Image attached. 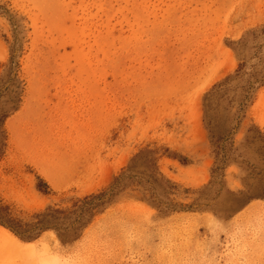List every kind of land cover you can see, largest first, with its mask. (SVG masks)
<instances>
[{"label":"rangeland","instance_id":"1","mask_svg":"<svg viewBox=\"0 0 264 264\" xmlns=\"http://www.w3.org/2000/svg\"><path fill=\"white\" fill-rule=\"evenodd\" d=\"M0 207V264H264V0H0Z\"/></svg>","mask_w":264,"mask_h":264},{"label":"trees","instance_id":"2","mask_svg":"<svg viewBox=\"0 0 264 264\" xmlns=\"http://www.w3.org/2000/svg\"><path fill=\"white\" fill-rule=\"evenodd\" d=\"M0 223L7 225V227L11 228L19 234H32V232L34 233L36 232V230L42 229V223L39 222L34 223L29 229L23 228V226L18 221H15L14 219L9 217L7 211L2 207H0Z\"/></svg>","mask_w":264,"mask_h":264},{"label":"bare ground","instance_id":"3","mask_svg":"<svg viewBox=\"0 0 264 264\" xmlns=\"http://www.w3.org/2000/svg\"><path fill=\"white\" fill-rule=\"evenodd\" d=\"M0 232H2V233H6V234H8V235L11 234L8 230H4V229H2V228H0ZM12 239H15V240L18 242V240H17L16 238H14L13 236H12ZM16 245L19 246L20 244H16Z\"/></svg>","mask_w":264,"mask_h":264}]
</instances>
